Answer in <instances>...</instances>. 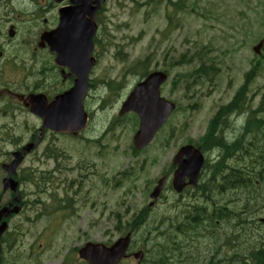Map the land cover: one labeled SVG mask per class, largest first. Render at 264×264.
<instances>
[{"label": "rangeland", "instance_id": "374dc122", "mask_svg": "<svg viewBox=\"0 0 264 264\" xmlns=\"http://www.w3.org/2000/svg\"><path fill=\"white\" fill-rule=\"evenodd\" d=\"M144 1L125 0L123 11L113 2V16L110 11L103 20L105 35L111 30V45L105 46L106 36L99 51L100 64L94 72L93 91L87 101V111L95 112L92 126L78 137L80 140L57 139L53 148L60 151L58 159L46 157L51 152L46 151V142L19 169L18 179L28 181L20 188L24 205L22 212L10 222L9 234L2 239L0 264H84L78 258L81 247L89 242L109 244L130 228L137 231L133 252L145 247L150 253L143 264H152L154 256L158 257L164 250L163 246L165 251L168 248L158 224L168 217L170 223L166 230L170 235L174 232L173 221L179 227L181 221L194 215L196 207L202 204V199L193 200L192 190L177 195L167 188L160 199L151 198L158 180L171 172L177 150L187 141L197 142L204 136L218 108L232 102L244 87L248 72L255 68L261 71L247 89L245 103L249 102L252 110H257L264 102V50L262 56L253 52V47L264 39V0H171L162 3L151 0L152 5L140 6ZM119 16L121 30L117 27ZM206 46L212 49L210 54ZM124 53L128 55L127 62L123 60ZM199 55L204 63L216 65L220 71H210L206 80H200L196 74L201 65L197 60ZM148 57L151 62L146 63V67L152 69L155 65L163 68L180 63L175 65L177 68L170 67L171 78L164 87V96L177 104L178 112L168 127H175L174 139L167 143L166 129L151 147L139 154L132 146L136 131L133 117L119 118L118 114L141 75H133L130 68L138 62H147ZM109 80L115 82L117 91L113 90V83L110 90L102 87ZM59 88L58 85L50 89L55 93ZM103 105L108 108L100 112ZM244 120L223 119L218 129L224 130L226 143L244 138L247 148L251 147L249 152L253 153V146L248 142L253 138L252 126L248 133L245 132ZM3 121L7 125L0 141L10 136V153L16 151L15 147L26 145L31 138L30 130L40 126V121L22 107L13 110L10 119ZM89 137L91 145L85 143ZM47 141H54L53 136ZM262 142L258 141L255 148H260ZM97 148L101 150L99 158ZM104 150L106 155H102ZM218 152L215 158H210L212 162H218L223 150ZM229 161L233 168L240 164L236 158ZM28 167L35 173H24ZM56 167L61 170L59 180L39 193L36 183L41 181L42 173ZM1 191L2 179L0 195ZM7 199L8 194L4 202ZM217 200L223 202L221 197ZM36 201L41 204H34ZM232 204L237 212L241 204L238 194ZM67 209L70 210L68 214L64 213ZM249 210L255 217L251 222L254 228H251V238L242 239V248L247 239L255 241L259 237L258 230L264 232V225L260 223L264 219V207L258 203ZM244 237L246 234L241 238ZM237 251L243 252L239 241L233 252ZM123 264L137 262L129 259Z\"/></svg>", "mask_w": 264, "mask_h": 264}, {"label": "trees", "instance_id": "16d2710c", "mask_svg": "<svg viewBox=\"0 0 264 264\" xmlns=\"http://www.w3.org/2000/svg\"><path fill=\"white\" fill-rule=\"evenodd\" d=\"M210 70L214 71L212 65L207 66L203 64L197 71V74L199 76L205 74L207 77V73ZM260 71L261 70L254 69L247 75L244 87L238 92L232 104L222 108L210 122L207 135L208 140L212 139L216 141L214 136L216 131H218L219 123L222 122L220 121L221 119L232 115L235 111L237 114L242 113L243 109L247 112L249 111L247 114L248 120L246 122L245 132L248 133L249 128L252 126L251 134L253 138L248 140V142L253 146V153L249 152V148L251 147L247 148L248 143L244 138L238 139V142H235L228 151L237 153L240 156L238 159V162H240L239 166L234 168L224 167L225 162H222L221 165L216 167L214 166L213 178L208 182L209 185L216 175L221 173L222 175L225 174L222 194H225V190H229V192L226 196H222L223 200L226 201L222 204L221 214H212V217L216 216L219 221L230 224L232 227L238 229L239 248L240 251L244 252L238 253L237 258L240 261H244L243 258H247V261L248 259L251 261L249 263L244 261V264H264V232L258 231L259 237H257L255 241L247 239L244 248H242V239L251 238V228H254H250L249 223H251V217L254 216L251 215L253 212L249 210V208H252V205L257 206L258 203L264 207V137L262 138V136H264V102L257 110H252L251 107H244L243 102L245 101L250 83L256 79ZM261 140H263V145L260 148L257 146L255 148L256 143ZM226 158L227 157H224L223 161H225ZM230 191L239 192L241 204L237 212L230 206V202H228L231 194ZM201 212L204 213L202 209ZM198 213H200L199 210H197V214L194 213V215L192 214L187 217V219L182 221L179 229H176L177 234H181L185 237L184 240L182 238H175L172 241L171 236L167 234L166 227H169L167 224L170 223L169 219H167L168 217L158 224V230L165 237L168 248L165 251V246H163L164 250H161V253L158 254L159 259L154 256L152 264H177V262L181 264H198V262L203 261L202 264H224L225 249L234 247V229H230L228 232L211 230L201 217L197 216L199 215ZM233 217L234 220H232ZM210 223L211 225L215 224V222L212 221ZM243 234H246V237L241 238ZM193 251H195V254H193Z\"/></svg>", "mask_w": 264, "mask_h": 264}, {"label": "flooded vegetation", "instance_id": "af4514ba", "mask_svg": "<svg viewBox=\"0 0 264 264\" xmlns=\"http://www.w3.org/2000/svg\"><path fill=\"white\" fill-rule=\"evenodd\" d=\"M13 1L0 0V119L8 120L16 107L14 105L22 106L14 94L26 97L44 94L52 100L56 95L50 89L52 86L62 88L65 83L64 90H67L77 80V71L72 63H65L64 70L59 68L55 64L57 56L48 47H40L42 38L61 25V12L73 8L72 0H28L29 6H16ZM112 2L114 0H106L97 16L103 38L107 35L102 31L101 21L110 11L112 13ZM11 29L15 33L13 39H10ZM27 65L30 67L27 68ZM93 77L92 71L89 81L91 91ZM6 145L10 146V143Z\"/></svg>", "mask_w": 264, "mask_h": 264}, {"label": "water", "instance_id": "95a60500", "mask_svg": "<svg viewBox=\"0 0 264 264\" xmlns=\"http://www.w3.org/2000/svg\"><path fill=\"white\" fill-rule=\"evenodd\" d=\"M103 0H99L97 4H100ZM96 30L92 28L87 42L84 44V38L77 37L76 32L73 30L70 34L67 31L66 38L68 42L74 41L75 47L71 52L75 58L79 59V63L75 68L78 74V81L76 86L67 94L57 97L54 102L48 104L47 100H41L40 102H33L32 111L36 115L45 119V127L51 128L59 132L70 131L71 133H77L82 131L88 124V116L84 111L83 101L86 98L88 89V75L90 69L95 64V60H90L89 55L93 51V35ZM63 31V30H62ZM64 34V35H65ZM69 46V45H68ZM68 46L64 48L63 52L68 49ZM263 44H260L255 50L259 52ZM86 53L84 59L82 56ZM82 61V62H81ZM166 80V76L163 74L152 75L144 84L140 85L129 97L125 103L121 115L133 111L137 113L141 120V128L134 137V145L137 150H142L147 147L154 139L156 133L162 128L167 121L170 114L174 111L175 105L171 104L160 98L159 87ZM36 145L28 146L24 151L29 152L34 149ZM185 148L182 151L186 152ZM191 150V149H190ZM16 161L10 167L11 174L16 172V168L24 158L22 152L16 154ZM196 174L202 165V159L197 157L189 158V160L183 165L181 172L188 173L194 166ZM178 175V174H177ZM190 175V174H188ZM180 176V175H179ZM175 183L178 185V190L181 191L179 177L176 178ZM7 187L12 190H17V184L13 181L7 182ZM163 188L162 183L156 189L153 194L154 198H157ZM16 202H20L19 197L16 198ZM20 208L11 210L9 208L4 209L0 213V223L3 217H9L13 213H18ZM7 223H3L0 227V238L7 231ZM130 244V236L119 240L112 247L108 248L103 245L88 244L79 252L81 259L87 261L89 264H119L126 258V253ZM142 259V254L136 256V258Z\"/></svg>", "mask_w": 264, "mask_h": 264}, {"label": "bare ground", "instance_id": "6f19581e", "mask_svg": "<svg viewBox=\"0 0 264 264\" xmlns=\"http://www.w3.org/2000/svg\"><path fill=\"white\" fill-rule=\"evenodd\" d=\"M256 113V112H255ZM250 124V123H249Z\"/></svg>", "mask_w": 264, "mask_h": 264}]
</instances>
